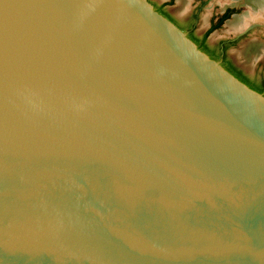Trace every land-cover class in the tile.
<instances>
[{"label":"water","instance_id":"1","mask_svg":"<svg viewBox=\"0 0 264 264\" xmlns=\"http://www.w3.org/2000/svg\"><path fill=\"white\" fill-rule=\"evenodd\" d=\"M0 264H264V94L149 0H0Z\"/></svg>","mask_w":264,"mask_h":264},{"label":"rangeland","instance_id":"2","mask_svg":"<svg viewBox=\"0 0 264 264\" xmlns=\"http://www.w3.org/2000/svg\"><path fill=\"white\" fill-rule=\"evenodd\" d=\"M155 1L162 2L163 0ZM171 3V11L181 17L201 6L199 31L208 30L212 19L220 16L228 8L233 9L234 12L231 16L210 33V39L217 42L241 37L235 45L230 47V52L251 70H264V14L262 17L249 21L248 25L244 27L245 29L231 25L236 17L249 13L251 7L249 8L245 0H238L235 3H232L231 0H173Z\"/></svg>","mask_w":264,"mask_h":264},{"label":"flooded vegetation","instance_id":"3","mask_svg":"<svg viewBox=\"0 0 264 264\" xmlns=\"http://www.w3.org/2000/svg\"><path fill=\"white\" fill-rule=\"evenodd\" d=\"M155 7L156 10H158L160 13H162L164 16L172 20L174 23H176L178 26L180 24L186 25L188 28H195V34L200 37L204 38L206 33L212 28L214 25L218 24L221 20V18L226 14V12L231 9L228 8L225 10L224 13H222L220 16H218L215 19L211 20V25L208 30L205 31H199V10L201 6H198L195 8L190 14L185 15L184 17L176 15L174 12L171 11L170 6H172L173 0H163L162 2H157L155 0H149ZM231 16V15H230ZM228 19V18H227ZM225 19V20H227ZM224 20V21H225ZM187 32V31H186ZM241 37H235L234 39H223L220 41H213L210 39V34L208 38L206 39V43L211 49H214L217 54L220 56H226L227 60L230 61L237 69L242 71L244 75H246L250 80L264 85V70H251L250 68L244 66L241 62L238 61V59L235 58V56L230 52V47L235 45V43L240 39Z\"/></svg>","mask_w":264,"mask_h":264},{"label":"trees","instance_id":"4","mask_svg":"<svg viewBox=\"0 0 264 264\" xmlns=\"http://www.w3.org/2000/svg\"><path fill=\"white\" fill-rule=\"evenodd\" d=\"M234 12L233 9H229L226 14L221 18L220 22L216 25H214L210 30L206 33L204 38H200L195 34V28H188L186 25L180 24V28L184 30L185 32L187 31L188 36L193 39L199 46L200 49L208 53L213 59H216L221 62V64L229 70L231 73H233L236 77H238L240 80L248 84L250 87L258 90L259 92L264 94V85L258 84L252 80H250L246 75L242 73L237 67H235L230 61L227 60L226 56H220L215 52L214 49H211L208 44L206 43V39L208 38L209 34L224 22L225 19L229 18L230 15Z\"/></svg>","mask_w":264,"mask_h":264},{"label":"bare ground","instance_id":"5","mask_svg":"<svg viewBox=\"0 0 264 264\" xmlns=\"http://www.w3.org/2000/svg\"><path fill=\"white\" fill-rule=\"evenodd\" d=\"M238 0H231L232 3ZM246 4L251 7L249 13L238 16L231 22L232 27L244 28L248 25V22L256 18L262 17L264 14V0H245ZM245 29V28H244Z\"/></svg>","mask_w":264,"mask_h":264}]
</instances>
